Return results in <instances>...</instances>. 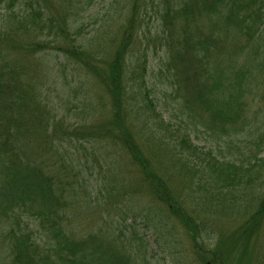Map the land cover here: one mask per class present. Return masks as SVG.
Masks as SVG:
<instances>
[{
  "label": "trees",
  "instance_id": "16d2710c",
  "mask_svg": "<svg viewBox=\"0 0 264 264\" xmlns=\"http://www.w3.org/2000/svg\"><path fill=\"white\" fill-rule=\"evenodd\" d=\"M129 1L134 16L138 11L135 8L143 0ZM160 2L166 6L160 17L163 24L161 29L154 26L153 37L159 48H164L166 58H160L157 82L166 87L162 92L166 94V112L173 121L178 119V124L167 119L166 145H151L148 154L142 145H136L134 131L125 115L121 117L119 112H114L112 129L107 125L105 132L113 143H121L117 148L126 152V158H121L138 167L137 172L141 173L136 180L120 182L123 190H129L131 204L137 203L135 195L139 201L146 195L163 207L156 209L150 204L115 207L118 227H114L110 226L114 221L108 222L106 217L109 198L96 196L90 212L96 211L104 226L78 235L77 227L85 224L84 219L80 221L77 214L72 217L65 210L74 204L77 192L70 198L58 186L65 180L61 174L65 176L73 171L74 181L78 182L83 180L78 179L79 174L93 173L97 164L95 145H82V142L95 139L104 129L87 127L84 129L87 136L76 139L75 131L81 124L86 127L87 118L69 121L65 127V110L69 107L66 100L61 102L64 79L52 100L47 95L49 87L44 85L45 90L39 87L34 77L41 78L38 67L46 66L44 57L48 51L57 58H65L70 65L85 59L83 64L93 74L91 78L103 87L108 103H112L115 94L121 95L119 85L128 84L130 77L131 62L127 58L122 62L125 49L132 46V40L122 34L130 22L122 25L118 39L121 49L100 69L81 50L82 44L77 39L82 37L86 25L74 22L75 31L68 32L65 25L60 30L49 0H0V12L4 18L11 15L16 28L44 33L36 37L41 42L31 40V34H27L25 41L22 36L0 34V218L5 219L4 224L8 222L0 233L1 264H152L153 251L163 246L164 227L169 249L175 243L173 229L178 225L189 233V248L193 252L199 250L198 257L203 254V260L214 259L198 249L205 241L200 231L204 229L200 222L202 215L196 209L195 199L202 202L207 214H221L222 210L221 215H226L228 209L239 206L242 212L235 213L234 219L239 220L236 239L242 240L243 253L248 248L255 251L264 238V0ZM74 3L81 7L83 0ZM197 15L203 20H198ZM143 26L135 27L136 34L139 28L141 37ZM54 36L57 40H51ZM41 51L45 53L38 57ZM24 60L28 68L23 65ZM146 66H142L143 72ZM146 77L145 73L137 74L136 86L143 89L144 105L154 110L155 99L148 92L156 93L153 90L156 82L152 80L146 87ZM73 96L74 93L66 92L64 99L72 100ZM77 98L78 113L87 98L83 91ZM58 112L62 113L59 117ZM198 114L210 118L217 132L231 137L232 142L226 148L217 142L209 147L195 144L186 121H197ZM147 129L150 137H154L152 128ZM60 134L67 136L68 146L62 145ZM226 137L220 139L225 142ZM232 145H236L233 150ZM113 146H102L106 150L102 153L105 161L112 156ZM199 146L206 151H201ZM155 148L158 150L154 152ZM161 150H166L177 162L171 166L175 170H170V174L174 173L167 179L154 168ZM39 163L46 165L42 167ZM122 173L127 175L124 168ZM53 180L57 181L56 186ZM36 199L37 208L29 216L36 223L27 229L25 221H16L24 217L18 209L33 210L31 202ZM151 226L153 231L148 239L146 233Z\"/></svg>",
  "mask_w": 264,
  "mask_h": 264
},
{
  "label": "rangeland",
  "instance_id": "374dc122",
  "mask_svg": "<svg viewBox=\"0 0 264 264\" xmlns=\"http://www.w3.org/2000/svg\"><path fill=\"white\" fill-rule=\"evenodd\" d=\"M49 2L54 10V18L57 20L56 25L60 27V30L61 28L66 27L68 32L75 31L76 28L73 26L74 22L86 25L82 37H78L77 39L82 44L81 50L85 55H89L90 61L95 62L100 69H104L114 56L115 52L121 49L119 47L118 39L121 37L123 23L129 21L130 26L134 27L131 29L129 26V28L122 33L126 39L132 40L131 48L128 47L125 49L126 53L122 59L123 63L126 58L131 62L129 66V70L131 69V71L128 84L121 83L119 85L121 87V95L120 97L119 95L116 97L115 94L112 103H108L103 87L96 84L95 80L91 78L93 74H89L87 68L83 64L85 59L75 60L70 65L65 58H57L48 51V55L44 57V63L46 66L38 67V70H40L39 76H41V78L34 77L39 81V87H42L43 89L44 85H46V88L49 87L50 93L47 95L51 96L52 100L55 99V95L61 88V85L59 86L60 81L64 79L62 91L60 92V94L63 95L61 102L66 100L69 107V109L65 110L67 111L65 118L66 121L64 123L65 127L69 125V121L74 123L77 118L81 121L82 119L87 118L86 127L84 124H81L80 128L75 131L76 139L83 140L87 136L84 132V129L87 127L101 126V129H104V132L102 131L100 134L98 133L95 139L84 140L82 142V145H95L97 164H95L93 173L79 174L78 179L83 180L78 182L74 181L73 175L75 173L73 171L68 172L65 176L61 174V179L65 177V180L64 182H60L58 188H64L70 198H74L75 193L77 192V195L74 198V204L69 205L67 208L65 207V210L69 212L70 216L73 217L77 214L80 221L84 219L85 224L77 227V234L79 235L90 230L95 231L97 228L104 226L98 213H96V211L93 213L90 212L91 205L96 196L98 198H101L102 196L109 198L106 209V213H108L106 217L109 218L107 221H114L115 223H111L110 226L118 227V222L115 221V207H141L146 204H150L156 209L163 207V205L159 204V206H161L159 207L154 201L147 199L146 195L140 197V201L135 195L134 197L137 200V203L135 205L131 204L132 198H129V190H123L120 187V182L124 179L136 180L140 177L141 173L137 172L138 167L130 164L127 159H124L126 158V152L121 148H117V145H121V143L117 141H114L113 143V141L106 135L105 127L109 125L112 129V123L115 122L112 121L114 112H119L121 117L122 115H125L127 117L126 122L128 125L130 124L134 131L133 135L136 145H142L143 149L148 154L151 145H166V120L170 118L171 123L178 124V119L173 121L169 112H166V94H162V92L166 90V87L157 82L159 81V68L162 63L160 58L166 57L164 48H159L157 41L154 40L153 35L155 32L153 29L155 25L159 26L160 29L162 28L163 22L160 20V17L161 14L164 13L166 6L160 2V0H154V2L151 0H143L142 5L135 8V11L138 10L137 14L132 16L129 0H83L81 7L76 6L74 3L76 0H49ZM147 9L148 13L144 14V11ZM15 10L16 7L14 8V11ZM3 15L4 14L0 12V34L22 36L23 41L27 39V34H31L33 35L31 40L41 42V40L36 39V37H41L40 35L44 34L43 32L38 34L36 30L28 32L24 29H18L10 18L11 15L6 16L5 18ZM28 15L29 11L27 9V22L30 20ZM197 19L203 20L200 15H197ZM6 20L7 22H5ZM202 22L203 21L200 23ZM143 24V28L140 29L143 33V37H141L139 28ZM37 25L35 27H37ZM135 27H139L137 34L135 32ZM50 33H52V31ZM51 40H57V37L54 36ZM262 49H264V46ZM43 53L45 52L41 51L37 56L41 57ZM23 65L28 68V64L25 60L23 61ZM145 65L147 66L145 67V72H143L142 66ZM134 72L137 74L145 73V76H147L145 79L146 87H148L152 80L156 82L153 88L156 93L153 94L152 92H148L150 98L155 99L154 110L150 109V106L144 105L142 97L143 89L136 86L137 74L134 75ZM43 73L44 76L42 77ZM127 73L128 72H126V77ZM82 91L87 99L81 112L77 113L79 110L77 107V97ZM66 92L74 93L72 100H68V98L64 99V96L66 97ZM118 98L120 102H117ZM116 105L119 106V109H117ZM59 114L61 115L62 113L58 112V117L60 116ZM74 115L76 116L73 117ZM196 119L197 121L193 119H187L186 121V124L189 127L188 131L190 132V137L195 144L198 143L199 145L208 146L209 144L216 145L217 142L218 145H222L223 148H226V145L232 142L231 137L220 135L210 118L205 117L204 114H198ZM142 125L145 128H152L154 137L151 138L148 134L150 133V130L147 129V131H145V128L143 131L138 132L140 131V128H143ZM203 125H206L208 129ZM223 137H226L225 142L220 139ZM58 138L61 140L62 145L68 146L67 144L69 140H67V136L64 137L63 134H60ZM108 139L112 142L107 141ZM175 142L177 145L176 140ZM103 145H115V147L113 146L112 156L108 161H105L102 157V153L106 151L102 150ZM235 146L236 145H232L231 149L233 150ZM199 147H201V151H206V148L204 149L203 146ZM57 149L59 150L60 147ZM156 150L158 149H153L154 152ZM79 154L81 153L78 152L77 155L79 156ZM122 156L124 158H121ZM174 162L176 161L166 153V150H161L158 160L154 161L156 165H154V168L159 174L165 176L167 179L174 173L170 174V170H175L171 168ZM39 164L42 165V167L46 165L43 163ZM199 164L201 165L202 163ZM121 167L127 171V175L126 173H122ZM262 167H264V163L262 164ZM121 176L123 177L122 179ZM52 182L53 186L57 185L56 180H53ZM171 183L173 184L174 182L172 181ZM139 186L140 183L137 187ZM31 203L33 210L22 212L24 208L20 209L19 207L18 210L24 217H19L18 220H16L22 222L25 221V223H27V229L36 223V221L34 219L31 220V217L29 216H31L33 211L37 208L38 199ZM194 203L197 211L202 215L200 222L204 227V229H200L203 240L205 241L203 242L204 246H200L198 249L202 250V253L205 251L206 254H211L215 258L206 261L203 260V254L198 257L196 252L199 250L193 252L191 248H189V233H186L185 229L180 225L173 229L175 231L174 239L176 240L174 241L175 243L171 244L172 252H169L171 248L168 249L166 246L169 240L166 235L165 226V236L162 241V249H155L153 251L151 259L152 264H156L157 262L160 263L161 261L163 264H264L263 237L261 238L262 240L259 241L255 251H251L248 248L245 253L242 252V240L238 241L236 239V236L238 235L237 228L239 220L234 219V214L242 212L239 206H237L238 208L233 206L228 209L229 212L226 215H221L223 214L222 210H220L221 214H218V212L215 214H207L204 210V205L200 200L195 199ZM214 210L217 211L216 208ZM90 213L95 215V217L90 215ZM139 215L142 216L143 212H140ZM25 217L28 218L25 219ZM26 220H28L29 223ZM127 221L130 222L131 217H129ZM4 222L5 219L0 218V233L8 224V222L5 224ZM87 222L89 226L86 225ZM136 222H139V219H137ZM152 231L151 226L146 233V238L151 239ZM140 232H143V229L140 228ZM149 244L152 248H156L154 243L149 242Z\"/></svg>",
  "mask_w": 264,
  "mask_h": 264
}]
</instances>
